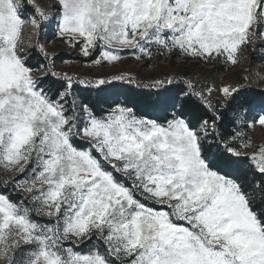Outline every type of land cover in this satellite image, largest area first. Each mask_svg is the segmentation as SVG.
I'll list each match as a JSON object with an SVG mask.
<instances>
[{
	"label": "rangeland",
	"instance_id": "rangeland-1",
	"mask_svg": "<svg viewBox=\"0 0 264 264\" xmlns=\"http://www.w3.org/2000/svg\"><path fill=\"white\" fill-rule=\"evenodd\" d=\"M27 1L34 17L22 0H0V264H107L68 246L92 236L119 264H264L255 216L207 168L182 118L160 125L122 107L96 118L76 102L80 138L167 208L157 211L70 144L62 96L51 100L44 67L28 63L36 45L55 71L85 82L181 80L225 101L242 85L264 89V0ZM247 126L238 154L264 172V114Z\"/></svg>",
	"mask_w": 264,
	"mask_h": 264
},
{
	"label": "trees",
	"instance_id": "trees-1",
	"mask_svg": "<svg viewBox=\"0 0 264 264\" xmlns=\"http://www.w3.org/2000/svg\"><path fill=\"white\" fill-rule=\"evenodd\" d=\"M22 6L28 16H35V10L27 0H22ZM35 46L30 49L28 63L30 66L35 64L44 67L45 74L40 78L39 86L49 93L51 100L62 96L66 115L70 116L69 122L75 127L69 139L70 144L79 150H90L100 167L110 173L115 182L129 188L135 200L157 211L167 210L165 206L155 205L138 195L128 177L120 175L89 141L80 138L76 102L96 118H102L116 107L129 110L136 118L160 125L175 117L182 118L191 131H197L201 157L207 168L236 184L264 235V172L257 170L248 156L238 154L241 143L247 141V122L264 114V89L250 84L242 85L227 100L221 101L204 98L193 86L181 80L161 84L121 78L95 84L55 71L51 59ZM227 68L228 65L224 64L219 67V72ZM241 131L244 133L241 134ZM0 194H8L1 183ZM9 199L20 203L19 195L10 194ZM176 223L190 226L185 221ZM68 246L80 254L95 250L107 264H119L105 242L95 236L79 245L69 243Z\"/></svg>",
	"mask_w": 264,
	"mask_h": 264
}]
</instances>
